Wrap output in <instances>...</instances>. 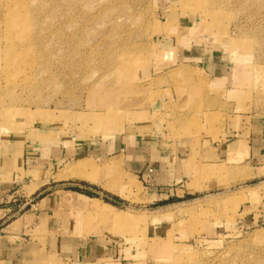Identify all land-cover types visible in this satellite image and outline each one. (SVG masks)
I'll return each instance as SVG.
<instances>
[{"label":"rangeland","instance_id":"374dc122","mask_svg":"<svg viewBox=\"0 0 264 264\" xmlns=\"http://www.w3.org/2000/svg\"><path fill=\"white\" fill-rule=\"evenodd\" d=\"M181 39L229 58V76L177 65ZM159 96L157 119L200 154L196 195L150 202L140 183L103 186L120 198L95 194L110 208L84 211L113 238L105 264H264V0H0V132L108 139ZM231 127L256 134L260 153L223 162Z\"/></svg>","mask_w":264,"mask_h":264},{"label":"crops","instance_id":"0c3cea01","mask_svg":"<svg viewBox=\"0 0 264 264\" xmlns=\"http://www.w3.org/2000/svg\"><path fill=\"white\" fill-rule=\"evenodd\" d=\"M190 43H176L177 65L195 66L209 82L229 76V58ZM161 98L147 111L145 121L128 122L108 139L59 141L38 130L21 135L0 132V264H105L117 258V251L109 248L112 236L101 230L94 234L84 211L105 215L110 208L95 194L120 198L103 186L127 194L140 183L150 202L195 197L188 182L192 162L200 154L188 149L193 142L167 131L166 118L157 119L169 102ZM219 146L225 153L223 162L232 155L253 157L262 149L256 134H237L232 127Z\"/></svg>","mask_w":264,"mask_h":264}]
</instances>
